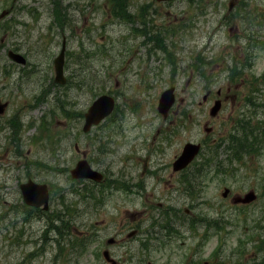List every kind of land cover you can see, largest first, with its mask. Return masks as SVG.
Listing matches in <instances>:
<instances>
[{"label":"rangeland","instance_id":"rangeland-1","mask_svg":"<svg viewBox=\"0 0 264 264\" xmlns=\"http://www.w3.org/2000/svg\"><path fill=\"white\" fill-rule=\"evenodd\" d=\"M63 1L74 5L69 26L56 0L0 22V264H110L105 250L118 264H263L264 0ZM119 3L129 19L113 16ZM12 49L29 61L16 63L24 79L3 76ZM170 89L163 120L158 100ZM103 95L114 112L83 134ZM187 143L202 154L192 175L174 174ZM83 158L103 185L71 179ZM28 179L47 185L48 212L25 210L18 185Z\"/></svg>","mask_w":264,"mask_h":264},{"label":"water","instance_id":"water-1","mask_svg":"<svg viewBox=\"0 0 264 264\" xmlns=\"http://www.w3.org/2000/svg\"><path fill=\"white\" fill-rule=\"evenodd\" d=\"M158 3H169L175 0H155ZM233 4H228V9L231 10ZM3 13L0 16V19L6 15ZM10 57L14 59L16 62L20 64H24V60L20 55H16L13 53H9ZM63 61H64V48L61 51V54L58 58L55 59L53 63L54 72H55V82L57 84L63 85L65 83V79L63 77ZM175 103L174 89H170L164 91L158 100V113L165 119L167 117L168 112L172 108ZM5 105H0V114L3 113ZM115 108V101L113 98L107 95L100 96L97 98L91 106L88 108L87 112L84 114V123L82 126V132L87 134L93 127L98 126L102 121L108 118L113 109ZM220 110V101H216L214 107L211 108L209 116L214 117ZM206 133H209V129H206ZM76 150H78L77 146H75ZM200 151V145L187 143L182 149L181 155L175 159L172 164L173 172H180L184 170L190 163L195 159L197 154ZM70 177L73 180H90L92 182L99 183L102 181V174L98 171L92 169L87 160L82 159L78 161L75 167L70 171ZM21 195L23 202L33 208H42L43 211H47L49 209V191L45 184H38L33 182L32 180H28L26 183L21 186ZM228 191L222 194L223 197L227 196ZM254 195L253 193L247 194L242 200V203H250L253 201ZM188 213V211H186ZM109 244L112 241L108 242ZM112 264H115L113 261H110ZM152 264V263H148Z\"/></svg>","mask_w":264,"mask_h":264},{"label":"flooded vegetation","instance_id":"flooded-vegetation-1","mask_svg":"<svg viewBox=\"0 0 264 264\" xmlns=\"http://www.w3.org/2000/svg\"><path fill=\"white\" fill-rule=\"evenodd\" d=\"M57 2H56V4H55V6L57 7V8H60V10H64V13H65V17L63 18V26L62 27H64L65 25H67V26H69V22H70V19H72V21H74V18H73V16H70V14H68V8L67 7H69V5H70V3L69 2H64L63 0H56ZM40 2V0H31L30 1V5L29 4H23V2H22V0H0V3H1V5L2 6H4V7H8V9L7 10H3L2 12L3 13H6L7 12V16H5L4 18H2V19H0V22L1 21H6V22H8L9 24L10 23H12L13 21L15 22L14 24H16V23H18V20L16 19V17L20 14V12L22 13L23 11H21V10H23V9H31L30 8V6L32 5V4H35V3H39ZM70 6H74V5H70ZM62 10V11H63ZM66 11V12H65ZM1 12V13H2ZM32 14H34L35 15V11H32ZM63 42H64V46H67V40H66V38H64L63 37ZM82 47H84L83 45H82ZM84 49V48H83ZM9 53H13V54H16V55H20L21 56V58L24 60V64H22V68L23 67H27L28 65V63H29V61H28V59H27V56H26V54H22V53H20V51L19 50H14V49H12V50H8L7 51V58L9 59V61L12 63V65L11 66H8V67H6L9 71H6L5 72V70H6V68H2V73H3V76H4V78L6 79L7 78V76H9V74H10V72H14V69H16V73H20V75H21V79H24L25 78V75H24V71H21V72H18L17 70H18V68H16L17 66H20V65H18V64H20V63H18V62H16L14 59H12L11 57H10V55H9ZM65 56H66V53H65ZM206 60H208V59H206V58H204L203 59V61H206ZM16 63H18V64H16ZM200 63H202V61L200 62ZM31 67V66H30ZM190 77H192V76H190ZM2 80L0 79V82H1ZM5 81V80H4ZM48 92V91H47ZM218 92H220V91H218ZM219 94V95H218ZM217 95H218V97H220V95H221V92L220 93H217ZM207 99H208V97H207ZM231 99H233V100H235L236 98L233 96ZM218 100L220 101V111H221V108H222V100L221 99H219L218 98ZM224 100L226 101L227 100V98H224ZM251 100H253V98H248V100H247V102H244V105H252V102H251ZM205 102H207V100L205 99L204 100ZM248 101H250V102H248ZM175 103H176V101H175ZM175 103H174V105H175ZM181 104L183 105L184 104V102H183V100H181ZM0 105H5V107H4V110H3V113L5 112V109L8 107V103L7 102H5L4 104H0ZM174 105L172 106V108L174 107ZM172 108L170 109V111L168 112V114H167V117L164 119L163 117V120H167V118L169 117V115H170V112H171V110H172ZM114 110L115 109H113V111H112V113L114 112ZM219 111V112H220ZM219 112L217 113V115L219 114ZM2 115V114H1ZM217 115L215 116V117H210V118H216L217 117ZM240 116H243V114L241 113L240 114ZM195 125L196 123H194V124H192V121H190V123L188 124L190 127L189 128H191V125ZM205 129H209V133H211V132H213V129L212 128H210V127H207V126H205L204 127ZM261 140L262 139H260V141H259V143H258V145H259V147H262V142H261ZM184 147V146H183ZM183 149V148H182ZM182 152V151H181ZM181 152L176 156V158H178L180 155H181ZM201 154H202V149L200 150V152L198 153V155L196 156V158L194 159V161L190 164V165H188V167H186L184 170H182V171H180V172H173L174 174H177V175H185V174H187V175H192L193 173H194V165H195V163L198 161V158H199V156H201ZM175 158V159H176ZM145 169H146V166H145ZM158 173V172H157ZM153 175H157L156 173H153L151 176H153ZM28 180H31V179H28ZM27 180V181H28ZM105 183V177H104V175H103V180L101 181V182H99V183H97V185L99 186V185H103ZM23 184V183H22ZM22 184H20V185H18L19 186V192H20V195H21V185ZM186 192V191H185ZM246 195V194H245ZM223 197V196H222ZM223 198H227V197H223ZM21 199H22V195H21ZM255 199H257L256 198V196H255ZM233 200V203L234 202H241V200L242 199H240V197L239 196H237V197H235V198H233L232 199ZM22 203H23V206H24V208H25V210L26 211H29V213H31V214H39L40 212H48L49 211V209L47 210V211H43V209L42 208H33V207H30V206H28V205H26L24 202H23V200H22ZM242 203V202H241ZM49 208H50V200H49ZM186 211H188V210H185V213H186ZM188 213H189V211H188ZM187 214V213H186ZM109 241H112V243H108ZM106 243H107V246H109V247H113V246H115V245H118L119 243H123V241L122 240H120V241H115L114 239H108L107 241H106ZM109 244V245H108ZM240 254V253H239ZM216 256V255H215ZM102 257H103V259L105 260V259H112V260H114L112 257H111V254H110V252L109 251H107V250H105V251H103L102 252ZM115 261V260H114ZM105 262L107 263V261L105 260ZM116 262V261H115ZM116 264H118L117 262H116ZM207 264V263H206Z\"/></svg>","mask_w":264,"mask_h":264},{"label":"trees","instance_id":"trees-1","mask_svg":"<svg viewBox=\"0 0 264 264\" xmlns=\"http://www.w3.org/2000/svg\"><path fill=\"white\" fill-rule=\"evenodd\" d=\"M242 8L244 9V11H246V13H248V11H247L248 4L247 3H245V4L242 3ZM124 9H125V7L122 6V3H119L115 7V10H117V13H115L113 16L118 18L119 20H127V19H129L130 17H129L128 9L126 8L127 14H126V11H123ZM253 34H258V31H254Z\"/></svg>","mask_w":264,"mask_h":264}]
</instances>
